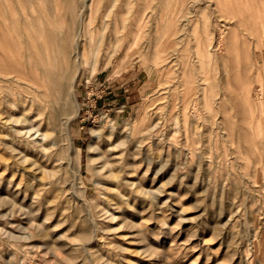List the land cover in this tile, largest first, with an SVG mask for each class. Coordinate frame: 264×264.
<instances>
[{
    "label": "rangeland",
    "instance_id": "1",
    "mask_svg": "<svg viewBox=\"0 0 264 264\" xmlns=\"http://www.w3.org/2000/svg\"><path fill=\"white\" fill-rule=\"evenodd\" d=\"M6 1L0 67L39 8L89 58L48 124L0 80V264H264V0H93L86 37L83 0Z\"/></svg>",
    "mask_w": 264,
    "mask_h": 264
},
{
    "label": "bare ground",
    "instance_id": "2",
    "mask_svg": "<svg viewBox=\"0 0 264 264\" xmlns=\"http://www.w3.org/2000/svg\"><path fill=\"white\" fill-rule=\"evenodd\" d=\"M245 1H243V2H245ZM5 2H7V1L5 0ZM234 3H235V0H234ZM8 4L9 3H6V5H8ZM92 5H93V0H83V6H85L87 8V11H88V18H87V20L81 19L80 24H79L80 25L79 31L81 32V34L79 32H75V35L77 37L79 35L84 36L83 35L84 28L86 26L88 27L91 24L92 10H93ZM228 5H230V4H228ZM239 5H241V4H239ZM32 6H33V4H32ZM111 7H112V4H110L108 6V8L106 9V11L101 14V20H102L103 25L106 24V19H107V16H109V11L111 10ZM223 7H221V8L223 9ZM229 7H231V6H229ZM243 7H245V6L243 5ZM69 8H70V10L74 11L75 0H70ZM227 8H228V6H227ZM231 8L233 9L234 6H232ZM224 9H223V11H224ZM237 9H239V8H237ZM241 10L242 9L238 10V12L239 11L241 12ZM249 10H251V8L248 9V11ZM251 11H253V9ZM79 12L81 15V10ZM231 12H229V13L231 14ZM244 12H245V10H244ZM225 14L227 15L226 10H225ZM2 15H0V17ZM11 15H13V14H11ZM234 15H235V13H234ZM21 16L23 18L24 25L26 26V29H27L26 33L29 36L28 37L29 42H27L28 43L27 44V51H28L27 59H28V62L32 63V66L29 70H25L23 68L21 70H18L15 74H12L10 70L3 69L2 67H0V80L7 81L8 83H14L17 85L25 84L26 87H28L30 89V91L21 90L20 89L21 87L17 90L18 96L22 99L21 103H22L23 108H24L25 102H27L28 100L30 102V106L28 108L25 107L24 111H28L27 112V114H28L29 112L32 111V109H34V110L37 109V105H36L37 103H41L43 105V109H44L42 112L45 114L44 119L46 120V124H48L49 122H52V120H51L49 115H46V111H45V107H48L50 105V103H49L50 101L47 98V95L50 94L51 91L57 92V90H58L57 84L60 81V79L66 78V77H68V78L71 77V72H72L71 70L72 69H70V68L66 69L65 68V67H67V65H69L70 61L68 62V59L66 61L65 58L72 57V65L73 64L78 65V61L76 60V58L79 59L80 57H83V60H85V59L89 58V56L85 55V54L83 55V53H81V51H79V50H76L75 54H74V52L73 53L69 52L67 54V56H65V54H64L65 51L63 50L62 46L56 40V36H57V32H58V24L56 23L54 16H51L49 13H47L46 10H44V8H39V10L37 12L33 13L32 16L31 15L27 16L25 14H22ZM5 20L7 22V19H5ZM5 20H3V21H5ZM90 30H92L91 27H90ZM178 31H176V32H178ZM7 33L9 34V30ZM72 33H74L73 32V23H70L65 35L67 36L68 39H70L69 42H70V46H71V51L73 50V48L75 50V48L77 47V38H75V39L70 38ZM9 36H11V35H9ZM174 36H175V33H174ZM84 37H86V36H84ZM88 37H87L88 45L93 44L94 49L96 51L97 41L99 43L102 40V37L100 36L97 40H95V38L92 34H90ZM18 39H19V37H18ZM84 39L86 40V38H84ZM12 40H13V38H12ZM13 41H16V40H13ZM17 41H20V40H17ZM17 41L14 42L15 45H17L16 44ZM11 43H13V42H11ZM2 44H0V45H2ZM17 46H21V44L17 45ZM16 48L18 49V47H16ZM1 49H2V47H1ZM16 54H19V53H16ZM18 58H20V55ZM68 86H69V84H68ZM0 90H1V88H0ZM38 112H39V110H36L37 116L40 114ZM27 114L25 115L26 118H28V116L30 115V114L29 115H27ZM61 125H62V130L65 132L66 135H68L69 134L68 124L63 123ZM31 129H33V127ZM17 131L21 132L19 130H17ZM27 131H30V130L28 129ZM21 133H24V132H21ZM91 133H93L94 135H97L95 130H92ZM40 134L42 135L40 139L45 138L46 134L44 132H41ZM39 145L41 146V143ZM89 147H90V145H89Z\"/></svg>",
    "mask_w": 264,
    "mask_h": 264
}]
</instances>
